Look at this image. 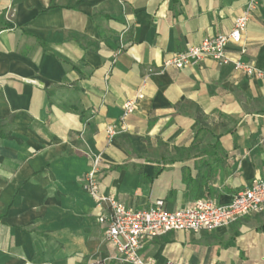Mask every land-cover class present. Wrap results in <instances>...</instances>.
<instances>
[{"label": "crops", "instance_id": "obj_1", "mask_svg": "<svg viewBox=\"0 0 264 264\" xmlns=\"http://www.w3.org/2000/svg\"><path fill=\"white\" fill-rule=\"evenodd\" d=\"M245 3L0 0V264H126L107 240L109 204L83 191L95 160L99 195L138 210L228 205L264 179V77L211 59L166 65L229 32ZM229 51L264 70V0ZM141 254L264 264V207L213 231L146 240Z\"/></svg>", "mask_w": 264, "mask_h": 264}, {"label": "built area", "instance_id": "obj_2", "mask_svg": "<svg viewBox=\"0 0 264 264\" xmlns=\"http://www.w3.org/2000/svg\"><path fill=\"white\" fill-rule=\"evenodd\" d=\"M259 0H246L244 13L234 21L232 29L223 34L206 38L200 45L190 46L185 51L178 52L166 63L177 69L196 67L203 60L211 59L219 65H232L236 72L248 77H264V70L254 64L247 63L241 58L233 59L229 47L241 45L243 35ZM242 54L245 50L242 49ZM144 99L139 92L130 98L123 108L122 120L135 113L138 104ZM112 137L116 134L115 126L107 129ZM99 160H95L92 170L85 175L83 191L90 195L97 204L107 202L111 214L107 219L109 226L106 232L107 240L117 252V260L126 264H150L141 254L144 241L161 237L170 232L200 233L213 231L221 227L230 226L246 216L261 212L264 207V179L256 178L242 192L238 193L228 205H221L214 199H200L192 202L188 207L169 212L164 202L158 200L155 206L148 210L129 208L119 203L114 197L99 195L96 170ZM106 219L101 218L100 222ZM92 264H101L94 262ZM168 264H186L169 262Z\"/></svg>", "mask_w": 264, "mask_h": 264}]
</instances>
